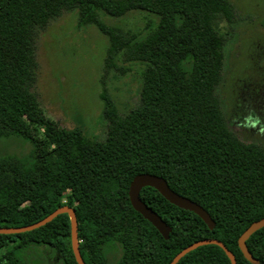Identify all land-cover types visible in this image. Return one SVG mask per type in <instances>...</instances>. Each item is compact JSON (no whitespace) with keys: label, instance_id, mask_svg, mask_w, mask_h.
Returning a JSON list of instances; mask_svg holds the SVG:
<instances>
[{"label":"trees","instance_id":"obj_1","mask_svg":"<svg viewBox=\"0 0 264 264\" xmlns=\"http://www.w3.org/2000/svg\"><path fill=\"white\" fill-rule=\"evenodd\" d=\"M73 10L79 26L95 24L108 36V71L128 70L118 60L143 66L140 102L127 113L101 92L107 131L100 140L48 117L37 92L38 36ZM137 10L156 17L144 36L104 20ZM236 15L231 0H0V138L20 134L33 145L28 157L0 156V227L36 223L70 206L85 264H169L205 238L222 241L237 264H264V227L247 240L257 263L238 244L264 217V145L231 129L217 94L226 43L218 26ZM140 173L164 177L216 226L145 186L141 198L172 227L165 239L131 204L130 183ZM71 234L67 212L31 231L0 233V264H27L23 256L37 248L47 264H78ZM114 247L120 255L111 262ZM177 264L231 261L219 245L205 244Z\"/></svg>","mask_w":264,"mask_h":264},{"label":"rangeland","instance_id":"obj_2","mask_svg":"<svg viewBox=\"0 0 264 264\" xmlns=\"http://www.w3.org/2000/svg\"><path fill=\"white\" fill-rule=\"evenodd\" d=\"M237 15L218 28L226 38L224 79L217 94L231 129L244 141L264 145V0H231ZM109 25L144 36L156 17L132 11L122 18L105 17ZM109 38L97 25H78V11L64 12L38 36L37 92L48 117L66 128L79 127L93 139H103L107 121L100 94L106 88L122 114L140 102L142 70L140 63L118 60L125 72L105 65ZM33 145L20 134L0 138V156L18 154L28 157ZM39 249V248H37ZM30 250L24 262L35 263L46 254ZM46 253V252H45ZM54 259V252H48ZM120 249L109 248L114 261Z\"/></svg>","mask_w":264,"mask_h":264},{"label":"water","instance_id":"obj_3","mask_svg":"<svg viewBox=\"0 0 264 264\" xmlns=\"http://www.w3.org/2000/svg\"><path fill=\"white\" fill-rule=\"evenodd\" d=\"M145 186L154 187L172 204L194 212L195 214L200 216L205 221V223H207L210 229H213L216 226L215 220L211 217L210 213L202 205L193 201L189 197H186L174 191L169 186L168 181L164 177L153 173L137 174L133 178L129 187V198L131 204L137 212H139L145 219L150 221L157 228V230L162 234L165 239H168L170 237L172 227L141 198L140 193L142 188H144ZM64 212H67L70 216L72 227L71 243L76 260L78 264H85L79 249L78 220L76 212L70 206L60 207L53 211L50 215L36 223L20 227H0V233L9 234L31 231L33 229L45 225L46 223L54 219L56 216ZM262 227H264V217L252 222L238 239L239 247L242 253L244 254L245 258L254 263H257L258 259L249 250L247 240L255 231ZM205 244L219 245L229 257L231 264H237L235 254L222 241L216 238H205L190 244L189 246L182 249L179 253H177V255H175V257L169 264H177L180 259L184 257L187 253Z\"/></svg>","mask_w":264,"mask_h":264}]
</instances>
